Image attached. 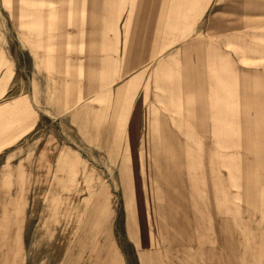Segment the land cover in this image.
Masks as SVG:
<instances>
[{
    "label": "rangeland",
    "instance_id": "1",
    "mask_svg": "<svg viewBox=\"0 0 264 264\" xmlns=\"http://www.w3.org/2000/svg\"><path fill=\"white\" fill-rule=\"evenodd\" d=\"M172 2L165 0L164 6L170 8ZM201 2L187 31L192 34L198 29L199 40H220L246 31L254 34L264 26V18L257 16L264 0ZM134 4L135 0H0V195L31 189L25 207L23 200L7 208L0 202V221L10 214L9 221L17 228L19 211L34 214L44 206L60 160L62 194L52 210H60L64 200L70 208L77 203L81 221L99 194L107 242L118 253V264H149V144L160 139L149 137V109L153 107L155 118L163 110L156 101L160 92L156 86L161 84L157 75L151 94L149 73L144 74L149 63L132 89L130 74L125 72L129 34L136 24L131 18ZM160 6V0H149L152 22ZM168 23L149 26V32L167 31ZM174 46L171 50H177ZM126 82L122 100L114 101L113 87ZM73 101L80 102L72 108ZM41 219L26 218L22 225V254L14 243L7 251L0 249V256L11 257L13 264L21 262L31 235L48 236L36 229L31 233ZM70 233L68 239L77 241V234L73 238ZM255 235L252 229L244 235L253 244L250 259H241L243 249L238 248L233 251V264L264 263V249L254 248ZM98 247L97 243L88 259L98 261ZM82 257L87 261L85 251H77L74 261L68 250L67 256L50 264H79ZM32 261L27 259L25 264Z\"/></svg>",
    "mask_w": 264,
    "mask_h": 264
},
{
    "label": "crops",
    "instance_id": "2",
    "mask_svg": "<svg viewBox=\"0 0 264 264\" xmlns=\"http://www.w3.org/2000/svg\"><path fill=\"white\" fill-rule=\"evenodd\" d=\"M172 1L173 6L167 8L165 0H160L162 8L152 22L149 0H135L131 18L136 24L126 55L131 89L143 78L148 63L149 72L144 74L149 73L151 94L154 75L161 83L156 86L160 90L156 101L163 110L155 118L153 107L149 109V137L160 138L149 144V264H159V258L160 264H233V251L238 248L243 249L239 257L247 261L253 249L244 240L248 230L256 231L254 248L264 249V26L254 34L246 31L220 40H199L198 29L192 34L187 31L200 12L201 0H192V5L187 0ZM257 16L264 18V9ZM167 21V31L149 32V26L160 28ZM174 45L177 50H171ZM127 86L128 82L113 87L114 101L122 100ZM79 102L73 101L71 107ZM61 169L58 160L43 207L34 214L19 211L17 228L9 221L10 214L0 221V249L7 251L15 243L20 253L26 218L41 217L31 233L36 229L48 236L31 235L23 260L16 264H25L27 259L32 264H50L67 256L68 250L73 260L77 251H85L87 261L82 257L79 264H118L119 255L107 242L99 194L81 221L77 203L70 208L64 200L60 210H52V203L62 194L58 186ZM30 194L29 187L17 194L1 193L0 202L7 208L23 200L25 207ZM75 227L77 241L72 242L68 235ZM97 243L101 260H90ZM3 256L0 264H13L10 256Z\"/></svg>",
    "mask_w": 264,
    "mask_h": 264
},
{
    "label": "bare ground",
    "instance_id": "3",
    "mask_svg": "<svg viewBox=\"0 0 264 264\" xmlns=\"http://www.w3.org/2000/svg\"><path fill=\"white\" fill-rule=\"evenodd\" d=\"M75 225H76V222H75ZM75 225H73V226H75ZM102 225V224H101ZM72 226V225H71ZM71 226L69 225V227L71 228ZM99 228V227H98ZM74 233H73V238L75 237V235L77 234L76 233V227L74 228ZM10 238H11V236H10ZM102 246V245H101ZM5 258V257H4ZM7 260V259H6ZM5 262V261H4Z\"/></svg>",
    "mask_w": 264,
    "mask_h": 264
}]
</instances>
